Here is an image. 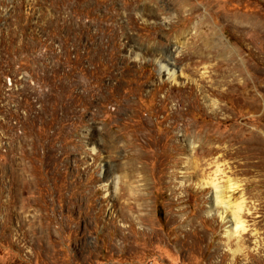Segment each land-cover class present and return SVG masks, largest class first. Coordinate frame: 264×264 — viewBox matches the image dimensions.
Returning <instances> with one entry per match:
<instances>
[{"label": "rangeland", "instance_id": "374dc122", "mask_svg": "<svg viewBox=\"0 0 264 264\" xmlns=\"http://www.w3.org/2000/svg\"><path fill=\"white\" fill-rule=\"evenodd\" d=\"M178 1L0 0V264H264V0ZM200 145L233 153L245 235Z\"/></svg>", "mask_w": 264, "mask_h": 264}, {"label": "bare ground", "instance_id": "6f19581e", "mask_svg": "<svg viewBox=\"0 0 264 264\" xmlns=\"http://www.w3.org/2000/svg\"><path fill=\"white\" fill-rule=\"evenodd\" d=\"M178 1V0H177ZM180 2L178 1L177 4ZM186 4V3H185ZM184 5V4H183ZM181 6V5H180ZM213 30V29H212ZM214 37H216L214 40L215 42L210 45L211 48H215L216 46H221L222 42L219 40V37L217 34H214ZM203 44L204 46L209 48V44L213 41H209L208 38H203ZM202 43V42H201ZM210 48V49H211ZM217 48V47H216ZM223 45L220 49H223ZM200 49V48H199ZM203 49V48H201ZM171 50V49H170ZM218 50V49H217ZM202 51V50H201ZM219 51V50H218ZM222 51H220L221 53ZM225 52V50H224ZM193 54V53H192ZM197 56V55H196ZM201 57V56H200ZM211 57V56H210ZM160 58V57H159ZM186 58V57H185ZM197 58V57H196ZM189 59V58H188ZM82 60V59H81ZM201 60V59H200ZM204 60V59H203ZM80 61V60H79ZM198 62V61H197ZM75 63V62H74ZM160 63V62H159ZM195 63V62H194ZM87 64V63H86ZM74 65V64H73ZM198 65V64H197ZM169 69H165V75L168 78H171V80L175 83L178 82L180 76L176 75L175 71L173 70L174 66L172 63L168 62ZM235 66V65H233ZM82 68V67H81ZM162 69V67H161ZM190 69V68H189ZM78 71V70H77ZM84 72V71H83ZM194 72V71H193ZM67 73V72H66ZM71 74V73H70ZM74 74V73H73ZM241 74V73H240ZM67 75V74H66ZM72 76V75H71ZM84 77V76H83ZM64 78V77H63ZM67 78V77H66ZM73 78V77H72ZM232 78V77H231ZM184 79V78H183ZM72 81V80H71ZM192 83V82H191ZM194 86V85H193ZM72 88V87H71ZM88 90V89H87ZM181 96V95H179ZM184 96V95H183ZM183 100H185L183 98ZM180 101V100H179ZM182 101V100H181ZM190 102V101H189ZM86 105V104H85ZM177 105V104H176ZM181 105V104H180ZM188 107V106H187ZM186 107V108H187ZM180 112L179 110H176ZM182 111V110H181ZM177 115V114H176ZM181 115V114H180ZM180 117V116H179ZM178 121V120H177ZM143 124V123H142ZM140 126V125H139ZM145 127V125H144ZM138 129V128H137ZM143 129L140 130V132ZM146 130V129H145ZM149 132L148 130H146ZM138 132V130H137ZM140 132L138 133L140 135ZM145 132V131H144ZM151 132V131H150ZM136 133V132H135ZM143 133V132H142ZM170 132L166 133V137ZM147 134V133H146ZM149 134V133H148ZM145 135V134H144ZM135 135H133L134 137ZM142 136V135H141ZM146 136V135H145ZM142 138V137H141ZM216 138V137H215ZM225 138V137H224ZM236 138V137H234ZM219 139V138H218ZM226 139V138H225ZM237 139V138H236ZM139 140V139H138ZM143 140V139H142ZM223 140V139H222ZM233 141V139H231ZM137 141V140H136ZM144 141V140H143ZM146 141V140H145ZM148 142V141H147ZM141 143V142H140ZM130 144V143H129ZM189 147L191 146V142H188ZM226 144V143H225ZM142 145V143H141ZM157 145V144H156ZM136 147V146H135ZM133 148V147H132ZM193 148V147H192ZM180 149V148H179ZM184 149V148H183ZM247 149L249 151L257 152L259 151V154L262 156L263 151L260 149H257L256 147H253V144L250 142L247 144ZM130 150V149H129ZM133 150V149H132ZM131 150V151H132ZM187 150H185L186 152ZM128 153V151H127ZM130 153V151H129ZM165 153V152H164ZM179 153V152H178ZM181 153V152H180ZM246 153V152H245ZM131 154V153H130ZM137 154V153H136ZM220 154V155H219ZM232 155L233 153L230 152L228 148H225L221 145L214 146V145H200L197 149H195V156H199L197 158L196 165L193 167L191 180H196L197 188H200L201 191L206 192L210 191V196L208 199L209 202V212H211L213 215L218 217L220 221L224 224H228L226 227L225 235L228 237V240L235 235L236 233H241L245 235L246 226H245V218L249 215H247V208H246V202L245 199L242 196V192L240 188L241 185H238L237 182L233 181L231 178L227 176V169L231 170V167H229L228 163L225 162V158L228 155ZM139 155V154H138ZM185 159L189 161V152L185 154ZM215 155H219L215 158ZM131 156V155H130ZM135 156V155H134ZM191 156V155H190ZM162 157V156H161ZM209 157H212L211 159H208ZM251 159H254V157H248ZM136 159V158H135ZM140 159V158H139ZM138 159V160H139ZM162 164L164 165L166 163V158H161ZM191 161V160H190ZM138 162V161H137ZM180 162V161H179ZM184 162V163H185ZM183 163V164H184ZM187 164V163H186ZM239 164V163H237ZM136 165V161L135 164ZM133 164L130 168L133 169L135 167ZM189 165V164H187ZM243 167H245L244 172L245 173H257L259 176H261L263 179L260 181L261 186L264 187V157L260 158L257 161L251 160L247 161L241 164ZM129 166V165H128ZM165 166V165H164ZM129 168V167H128ZM136 168V167H135ZM142 168V167H141ZM234 168V167H233ZM236 168V167H235ZM127 169V168H126ZM139 170V169H137ZM191 170V169H190ZM131 172V171H130ZM140 172V171H139ZM162 173V172H161ZM182 173V172H181ZM176 175V172H173L172 176ZM257 175V176H258ZM134 176V175H133ZM182 176V175H181ZM256 177V176H254ZM132 178V177H131ZM171 178V177H170ZM175 178V177H174ZM180 178V177H179ZM185 180L188 178H184ZM144 180V179H143ZM184 181V180H183ZM187 181V182H188ZM248 181V180H247ZM246 181V182H247ZM145 182V181H144ZM191 182V181H190ZM245 182V183H246ZM253 182V180H252ZM179 183V182H178ZM185 183V182H183ZM251 182L246 183V187H248ZM182 188V187H181ZM240 193V196L238 198H235V196ZM147 197L145 195L138 194L136 197V200L140 202L138 204L139 207L142 209L147 205ZM237 199H239L237 201ZM135 200V199H134ZM178 203V202H177ZM136 204V203H135ZM261 207V206H260ZM140 208V209H141ZM141 209V210H142ZM264 210V207L263 209ZM256 211V210H255ZM254 211V212H255ZM259 213V212H258ZM252 217V216H250ZM202 220V219H201ZM250 220V219H249ZM256 223V222H255ZM261 223V222H260ZM258 224V223H257ZM256 225V224H255ZM188 232V231H187ZM244 235H242L244 239ZM246 237V236H245ZM248 237V236H247ZM241 239V237H240ZM242 241V239H241ZM246 242V241H245ZM259 260V259H258Z\"/></svg>", "mask_w": 264, "mask_h": 264}, {"label": "trees", "instance_id": "16d2710c", "mask_svg": "<svg viewBox=\"0 0 264 264\" xmlns=\"http://www.w3.org/2000/svg\"><path fill=\"white\" fill-rule=\"evenodd\" d=\"M157 213H158L159 217H162V210L160 207L157 208Z\"/></svg>", "mask_w": 264, "mask_h": 264}]
</instances>
